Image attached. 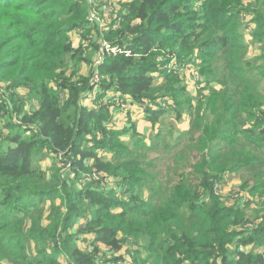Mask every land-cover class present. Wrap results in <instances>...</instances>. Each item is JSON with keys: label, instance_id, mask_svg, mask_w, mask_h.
<instances>
[{"label": "trees", "instance_id": "16d2710c", "mask_svg": "<svg viewBox=\"0 0 264 264\" xmlns=\"http://www.w3.org/2000/svg\"><path fill=\"white\" fill-rule=\"evenodd\" d=\"M94 3L0 0V83L27 89L37 101L28 111L24 104L17 108L18 126L7 124L30 138L15 134L14 148L0 147V251L13 264H62L60 256L67 264H98L104 246L116 254L106 264H117L124 242L136 237L152 251L151 264H264V0H256L251 12L253 40L261 48L254 69L244 60L245 0H134L120 10L119 27L113 23L102 31L95 25V46L109 56L93 69L70 32L90 29ZM104 42L117 52L110 54ZM163 50L180 63L173 71L160 64L165 56L158 60ZM193 58L206 86L222 87L201 88L195 105L175 98L186 91L181 67ZM80 62L90 64L88 77L68 76ZM96 73L103 90L145 107L153 127L169 114L173 98L178 121L188 105L195 110L189 136L179 135L166 144L167 155L148 160L142 151L157 146L123 142L108 123L109 106L83 105L96 91ZM3 105L0 111L8 108ZM36 145L63 158L75 177L52 174L47 180L30 160ZM241 171L249 173L240 185L249 198L229 205L220 193L225 176ZM94 175L100 181L123 178L111 191ZM82 179L89 183L85 188L71 185ZM45 208L48 222L40 225ZM25 212L36 214L31 229L25 230ZM81 240L87 247L78 245ZM32 241L44 247L34 263Z\"/></svg>", "mask_w": 264, "mask_h": 264}, {"label": "rangeland", "instance_id": "374dc122", "mask_svg": "<svg viewBox=\"0 0 264 264\" xmlns=\"http://www.w3.org/2000/svg\"><path fill=\"white\" fill-rule=\"evenodd\" d=\"M134 0H95V3L93 0H89V2L94 3V8L92 9V13L95 15L94 20L98 22L99 28H106L110 26L111 24H117L116 27H119L120 21L117 20V16L120 12V10L124 9V6L130 4ZM200 2V0H199ZM200 4V3H199ZM245 4L247 11H244V14L241 16V20L243 23V32H244V39L243 43L246 46L245 54H244V60L246 62H251L250 66L252 69H254L258 62H256V59L258 58L260 54V46L255 44L253 40V32L256 28V24L254 22H251L253 20V15L251 14L252 11H254L256 8H258L256 4V0H245ZM198 6V4H196ZM90 29L82 30L81 32L79 30L70 32V39L73 41V45L75 47L83 46L84 48V54H85V60L88 62H91L93 69L96 67H99L101 64H103L106 61V56L108 55L107 52L104 54L99 53L100 51L97 50V46H95V42L93 41L96 38L95 30L96 26L92 25L89 27ZM103 29L102 31H104ZM103 47H105L103 45ZM160 51V50H159ZM110 54H113V52H109ZM164 62L160 64H165L164 69L166 70H172L177 68L180 63L176 59H174L168 50H163L161 57L158 58L159 61L162 60V57ZM197 59L193 58L191 59V62H188L187 64H184L181 67V73H182V85L186 88L185 92H179L175 95V98L179 101L182 100L186 102V100H194L195 95L197 93H200V89L207 87L212 88L214 90H219L222 87L218 83H213L209 87L207 85V78L206 76H202L200 74V70L197 69ZM90 64L84 63H78L76 68L72 69L70 71L69 68V74L70 72L74 73L77 72V76L81 77H88L89 74V67ZM252 74H258L255 71H253ZM94 74V77L92 79V84L96 86V91L89 93L90 98L88 97L87 100L84 101L83 105L88 108H95L99 109L101 106H109L111 113H112V119L108 122L110 126L117 132H119L121 135L120 137L123 139V142L128 143H135L136 141H139L142 143L143 146H145L148 149H151L153 147H158L157 151H146L143 150L142 154H147L148 160H152L155 157H160L163 155H167L165 151L166 144L170 145L173 144L178 138L179 135L189 136L190 129H191V122L193 120L194 111L190 109V107L187 105L184 109H181L182 111V120L178 121L175 117V109L176 104L174 98L172 101L168 102L167 109L169 110V114L165 117H163L156 127H153V125L150 124V122L146 119V113H145V107H141L138 104H134L131 101L130 97L122 98L121 96H118L115 91L109 90L105 91L102 89V83L97 82V78ZM100 75V74H99ZM157 76V73L155 74ZM102 75H100L99 80L102 78ZM160 77V76H159ZM158 77V78H159ZM98 80V81H99ZM161 82V80H159ZM51 87L54 88L55 92H59L56 85L51 84ZM260 88L264 91V77L260 79ZM116 93V94H115ZM115 94V96H114ZM174 95V94H173ZM114 96V97H113ZM63 98V95L61 96ZM132 102V103H131ZM195 100L193 101V104L195 105ZM9 103V104H8ZM16 105H15V104ZM5 104V105H3ZM22 104L25 106L23 107V111H28L31 108L37 107V101L36 97L32 92H29L27 89H20V90H13L6 88L5 84L0 83V105L8 106L7 109H4L0 111V147L3 148V150H8L9 147H15V144L11 143V138L15 134H23L25 139L26 137L30 138V134L25 135V132L23 129H20L19 127H12L7 128V124H12L18 126L20 124L18 119V113L17 108L20 107ZM162 106H165V104H162ZM125 130L127 132L125 133ZM170 130L173 131L172 135L170 134ZM160 131H163V136L161 138H157V133ZM142 132H145L144 134ZM189 132V133H188ZM169 133V134H167ZM188 133V134H187ZM11 144V145H10ZM159 145V146H158ZM10 147V148H11ZM133 149V148H132ZM100 154L104 155L107 159H115V155L112 153L110 154L108 151H102ZM30 160L32 163V166L43 173L45 178L51 179L50 176L52 174L60 175L62 178L67 176H72L74 178L75 176L70 174L69 165L67 162L63 161V158L59 156H54L49 150L46 148H42L39 145H36L30 153ZM145 160V159H144ZM147 162V160H146ZM70 174V175H69ZM249 173H246L245 171H241L236 174H227L225 176V183L222 186L221 194L225 198L226 202L231 205L234 204L235 201L238 200H244L248 199L249 195L242 194V190L240 188V185L243 183V181L248 177ZM94 179L100 181L98 175H94ZM123 177L118 178H109L108 180H101L100 185L104 186L106 188H110V190H117L118 183H121ZM106 179V178H105ZM88 181L85 179L78 180L77 184H71L77 186L79 189L85 188L88 186ZM111 186V187H110ZM117 187V188H116ZM123 187V185H122ZM116 188V189H114ZM125 188V184L123 189ZM221 188V186H220ZM126 189V188H125ZM120 190V189H119ZM109 191V190H108ZM121 193H118L120 195ZM146 195H144L145 197ZM47 207H49L50 202L47 200ZM28 200H24L22 204L28 205ZM34 206V204L32 205ZM252 210H257L259 207L255 204V202L251 205ZM47 212V208L44 209L42 216H40V225L47 224L48 222V215L51 212ZM36 214H30L28 212H25L22 214L25 221L27 222L26 229H31L35 222L33 218H35ZM252 213H248V217H252ZM253 218V217H252ZM80 224H83V220L80 219ZM78 224H75V228H78ZM89 237V236H88ZM88 237H86L88 239ZM91 239V237H89ZM78 245L82 248L87 247V244L84 240H81L78 242ZM142 248L143 255L138 254V249ZM44 247H41L34 241L28 242V250L31 252L30 259L33 260V263L37 261L39 258L37 256L38 250L43 249ZM48 249V247H47ZM152 253V251L147 250L146 244L144 241L140 238L131 237L128 238L126 242L123 244L122 251L118 254V257L122 256V260H119L117 264H132L133 258H139L140 264L144 262V260L147 264L149 263V256ZM30 254V253H29ZM116 254H114L110 249L100 246V252L99 256L97 258L98 264H106L108 260H111L113 257H115ZM62 260V264H67L65 262V257L60 256ZM28 261H26L24 264H27ZM0 264H13L11 262V259L9 256H7L5 253L0 251Z\"/></svg>", "mask_w": 264, "mask_h": 264}, {"label": "built area", "instance_id": "2783aa9c", "mask_svg": "<svg viewBox=\"0 0 264 264\" xmlns=\"http://www.w3.org/2000/svg\"><path fill=\"white\" fill-rule=\"evenodd\" d=\"M91 3V2H90ZM92 11V10H91ZM94 17H95V15L92 13V12H90V16H89V18H90V20H89V22H90V24H91V26L92 25H98L99 26V24H98V22L97 21H95L94 20ZM103 29H105V28H100V30H103ZM80 32L83 30V29H78ZM106 48H107V51H112L113 53H116L117 52V48H111L110 47V45L107 43V42H104V44H103ZM104 47V48H105ZM96 78H97V82H101L102 81V78L99 80V77H100V75L98 74V73H96ZM102 77V76H101ZM99 80V81H98Z\"/></svg>", "mask_w": 264, "mask_h": 264}, {"label": "crops", "instance_id": "0c3cea01", "mask_svg": "<svg viewBox=\"0 0 264 264\" xmlns=\"http://www.w3.org/2000/svg\"><path fill=\"white\" fill-rule=\"evenodd\" d=\"M115 94H116V93H115ZM115 94H114V96H115ZM114 96H113V97H114ZM166 116H167V115H166ZM150 124H151V123H150ZM151 125H152V124H151ZM142 133L144 134L145 132H142Z\"/></svg>", "mask_w": 264, "mask_h": 264}]
</instances>
